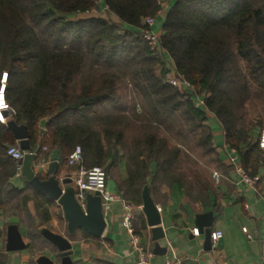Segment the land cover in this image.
I'll use <instances>...</instances> for the list:
<instances>
[{
  "label": "trees",
  "instance_id": "16d2710c",
  "mask_svg": "<svg viewBox=\"0 0 264 264\" xmlns=\"http://www.w3.org/2000/svg\"><path fill=\"white\" fill-rule=\"evenodd\" d=\"M101 6L112 18L91 12ZM161 9V0H0V71L9 72L8 102L17 124L28 127L31 148L41 147L38 155L44 147L47 157L58 150L62 171L80 145L89 169L107 171L121 159L130 127L129 120L124 124L108 114L119 101L120 76L106 73L97 87L84 83L77 93L74 86L87 58L121 67L155 119L136 126V153L127 160L130 178L153 191L163 177L170 187L203 200L209 180L196 174L189 184L185 172H176L182 151L170 146L157 124L170 131L177 122L179 136L190 134L211 154L213 137L203 125L207 112L214 113L226 144L238 151L246 169L252 166L261 151L255 135L264 125V0H176L166 8L160 51H151L141 39L143 21ZM162 51L176 75L193 84L205 109L196 108L187 91L166 83L168 71L157 74ZM0 130L15 143L10 130L1 124Z\"/></svg>",
  "mask_w": 264,
  "mask_h": 264
},
{
  "label": "crops",
  "instance_id": "0c3cea01",
  "mask_svg": "<svg viewBox=\"0 0 264 264\" xmlns=\"http://www.w3.org/2000/svg\"><path fill=\"white\" fill-rule=\"evenodd\" d=\"M103 9L107 7L103 6ZM163 19L164 17L159 18L157 23L160 34ZM167 57L168 74L174 75V63L170 56ZM1 74L0 71V78ZM6 116L7 122L15 120V110L13 109V113L7 112ZM207 116L217 156V165L212 174H220L219 182L216 183L211 175L210 188L203 200L188 197L177 185L170 187L166 197L161 186L156 187V193V188L151 190L153 200L160 210L161 228L166 235L165 239L159 241L160 247L166 249L165 254L155 250L152 229L148 227L141 209L145 186L139 180L130 178L127 160L117 162L110 167L111 171L107 169L108 190L125 203L115 202L105 214L107 228L103 236L95 237L82 229L71 236L59 202L45 197L21 178H16L17 163L7 156V150L10 146L19 144L15 140L14 144L9 143L0 130V264H43V258L52 261V264H61L57 248L41 234L40 230L43 228L70 241L73 264H136L137 254L122 227L126 214L125 204L133 209V229L140 244L151 253V264H165L167 261H178L179 264H264V150L253 155L249 169L244 167L238 153L245 170L250 175L261 178L255 188L242 184L228 160L229 153L235 149L226 144L225 132L216 115L207 112ZM0 124L8 129L7 123ZM42 132L45 134L47 131ZM260 133L255 135L256 139H260ZM45 148L47 149L44 147L37 156L36 165L44 161L48 163L47 167L42 171L37 168L36 171L44 175L46 180L52 160L57 159L60 168L62 163L58 150L51 151L47 157L48 149ZM114 167L119 169L116 175H113ZM71 168L76 167H68L67 164L62 174L69 173L74 179L76 173L71 172ZM82 168L89 169L85 158ZM207 213H213L212 232H223V238L217 245L212 243L211 250L205 249L206 237L196 223V216ZM11 218L19 221L22 248L19 250L8 248L7 221ZM245 227L248 228L251 239L242 232ZM195 229L198 234H195Z\"/></svg>",
  "mask_w": 264,
  "mask_h": 264
},
{
  "label": "water",
  "instance_id": "95a60500",
  "mask_svg": "<svg viewBox=\"0 0 264 264\" xmlns=\"http://www.w3.org/2000/svg\"><path fill=\"white\" fill-rule=\"evenodd\" d=\"M13 113V110L10 111ZM48 120L44 119L40 123V128L46 130ZM7 127L11 131L14 140L19 144L20 149L25 152L24 158L19 162L22 166L21 180L33 186L38 192L45 197L59 202L63 207L65 219L68 223L69 235H74L78 229H82L95 237H102L107 228V221L103 211L102 199L99 193H88L83 209L76 198V190L74 187V179L69 173L62 174L57 159L50 163L47 176L48 179H43L41 173L36 171L37 156L41 150L38 146L34 152L31 153L30 133L28 127L25 125H18L15 120L7 122ZM71 172L76 173L78 168H71ZM143 212L146 216L148 227L152 229L153 241L155 242L156 251L165 254L166 249L160 247L159 241L166 238V235L161 228L162 218L157 205L155 204L151 188L146 185L143 190ZM213 213L196 216V223L198 229L206 237L205 249L211 250V234L213 227ZM9 224L7 228V240L9 249L21 248V234L19 231V221L11 218L7 221ZM119 225V224H118ZM117 227V225H115ZM41 234L51 244H53L58 252L61 264H73L72 245L70 241L63 236L55 234L50 230L43 228L40 230ZM20 243V245H18ZM13 245L15 247H13ZM18 245V246H17ZM43 264H52V261L43 258Z\"/></svg>",
  "mask_w": 264,
  "mask_h": 264
},
{
  "label": "built area",
  "instance_id": "2783aa9c",
  "mask_svg": "<svg viewBox=\"0 0 264 264\" xmlns=\"http://www.w3.org/2000/svg\"><path fill=\"white\" fill-rule=\"evenodd\" d=\"M94 12V11H91ZM163 14L160 10L156 16L146 17L143 21L144 28L141 31V39L147 43L151 51H160V36L161 34L157 30L158 19L162 18ZM9 72L3 71L0 78V122L7 123V112L13 110L10 106L7 98V91L9 86ZM166 83L171 87L187 91L193 98L196 108L205 109V101L202 97L195 94V88L193 84L188 81L185 77L181 75L168 74L166 77ZM259 147L264 150V130L260 133ZM45 150H47L45 148ZM32 153V152H31ZM25 152H23L18 145L10 146L7 150V156L17 163L16 178H21L22 176V166L19 162L24 158ZM228 160L230 165L233 167L235 174L240 178V182L246 186L255 188L260 182L261 178L259 176L250 175L247 170L243 167L240 162L239 154L236 150H232L229 153ZM84 163V152L83 148L79 145L72 153L69 155L68 167H78L76 176L74 178V187L76 190V198L81 204L82 208H86L85 200L88 193H99L102 199V206L104 213H108L112 205L117 201H122L118 199L113 193L108 190V174L105 168L100 166H94L90 169L82 168ZM47 162H42L40 165H36V169L39 168L41 171L46 169ZM221 176L218 172H213L212 179L218 183ZM264 201V198H263ZM125 203L124 201H122ZM143 209V207H141ZM126 214L124 216L122 227L127 232L130 240V244L133 246L134 252L137 254L136 264H151L152 255L149 253L144 246L139 242V238L136 236L132 225L133 219V209L130 205L125 204ZM160 211V210H159ZM195 234H198V230H194ZM242 232L247 235L249 239L251 236L249 234L248 228H242ZM223 238L222 231H215L211 234V241L214 245ZM176 263V262H175ZM172 261H167L165 264H175ZM176 264H179L177 261Z\"/></svg>",
  "mask_w": 264,
  "mask_h": 264
},
{
  "label": "rangeland",
  "instance_id": "374dc122",
  "mask_svg": "<svg viewBox=\"0 0 264 264\" xmlns=\"http://www.w3.org/2000/svg\"><path fill=\"white\" fill-rule=\"evenodd\" d=\"M175 1L176 0H161V11L163 17L165 16L166 8L172 6ZM94 14H98L105 18H112L111 13L107 9H103V7L94 11ZM74 18L77 19L78 17L76 16ZM162 54L164 55V64L157 67V74L161 73L162 68L166 71H169L166 66L168 55H166L167 53H164V51H162ZM106 73L117 74L120 76L117 80V96L119 97V101L117 104L110 106L108 114L111 115L110 118H114V116L120 117V121L124 124L127 123L128 120V122H130V127L125 130L122 146H120L121 159H118V162H120L122 159L131 160L134 157L133 155L136 153L135 139L138 136L136 133V126H140L143 123L146 124L147 122L154 121L155 119L152 115H150V112L148 111V108L142 97L135 91L130 78H126L124 76L122 68L119 66H114L112 68L107 67L105 65L94 63L90 58H87L82 74L76 78L74 92H80L84 83H88L93 87H97L101 82L103 75ZM253 112L254 111L251 110L249 111L251 114H253ZM157 126L160 127L159 133L163 137L167 138L170 146L173 148H179L182 151V157L179 164L180 171L176 172H185L186 180L189 182V184H194L196 182V174L200 176V179L206 181L209 180L212 175V170L217 165L216 152L211 154L207 153L202 147L198 145L196 138H193L190 134L188 136L185 135V137H188L189 140H186L184 136H179L178 131L180 129L178 128L179 125L177 122L171 125L172 130L170 131H168L163 125L157 124ZM203 126H205V128L210 131V123L208 121H206ZM98 127V129L102 131L103 127ZM262 129L264 130V125ZM109 171H111L110 168ZM118 172L119 169H115L114 167L113 175H116ZM149 184H152L151 179L149 180ZM155 186H161V191L164 192L165 197L171 189L170 185L167 183V180L163 177L156 181ZM156 192L157 188L155 193ZM128 193L131 194L130 192ZM130 197L133 198L132 195Z\"/></svg>",
  "mask_w": 264,
  "mask_h": 264
},
{
  "label": "snow or ice",
  "instance_id": "6c2138e0",
  "mask_svg": "<svg viewBox=\"0 0 264 264\" xmlns=\"http://www.w3.org/2000/svg\"><path fill=\"white\" fill-rule=\"evenodd\" d=\"M0 99H2V98H0ZM0 106H2V105H0Z\"/></svg>",
  "mask_w": 264,
  "mask_h": 264
}]
</instances>
